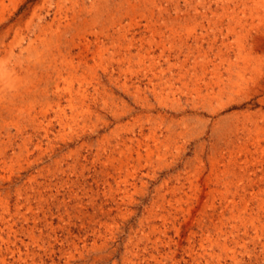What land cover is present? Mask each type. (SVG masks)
<instances>
[{"label":"rangeland","instance_id":"1","mask_svg":"<svg viewBox=\"0 0 264 264\" xmlns=\"http://www.w3.org/2000/svg\"><path fill=\"white\" fill-rule=\"evenodd\" d=\"M94 3L93 0H0V67L6 64L8 68L14 65L16 71H25L29 68L40 72L48 65L56 64L66 69L64 61L56 55L58 49L66 51L67 48H63L67 47L64 39L73 37L76 33L75 29L79 31L89 29L92 23L96 28H100L102 21L106 23L112 13L116 14L115 0H94ZM256 3L257 5L260 3L258 6L261 7L264 0L248 3L244 10L245 14H239L244 16L243 25L237 28L238 34L230 38L232 44L230 46L233 47L231 54L238 55V61L244 63L237 54L236 42L233 41H236L239 34L245 36L247 45L252 44L257 47L260 59L245 64L247 66L245 72L239 77L234 76L235 81L232 79L230 83L225 80L226 86L223 91L218 88L219 82L215 79L213 80L215 84L212 83L214 86L210 85L209 90L201 88V97L197 96L194 85L184 87L176 84L175 89L169 88L168 91L167 88L159 86L157 80L150 84L147 79L152 77L151 73L147 72L145 75V70H139L136 65L132 73L127 75L130 81L128 82L130 89L127 92L115 82V77L111 79L108 72L103 70L107 65L108 53H106L102 59L103 67L102 64L95 66L93 60L88 63L91 71H87L90 73L88 75L90 85L86 87L88 92L85 106L76 103L73 111L66 110L67 118L74 119L64 118L65 122H61L55 114L56 106L51 105L47 118H39V122L43 121L40 125L38 122L31 124L26 114L20 118H17L20 115L12 116L14 118L8 115L5 109L7 105L5 106L4 103L11 96L9 91L13 92L14 89L9 87V82L2 83L0 150L6 149L7 155L0 157V214L4 216H0V260L2 257L6 259L7 264H23L12 254L14 250L17 254H22V260L28 257L29 264H137L140 262L146 264L144 261L148 258V253L143 251L142 244L135 249V243L143 234L142 225L146 226V219L150 210L154 208L158 194L163 193L167 186L175 185L177 178L185 175L184 173L191 167H207L209 158L213 157L217 149L222 146L223 137L229 129L246 123L251 130L255 129V124L259 127L257 130H264V11L262 10L263 14L255 15ZM83 6L85 12L88 10L91 13L89 15L81 13L82 18L77 16L76 19V10L84 9ZM221 15L222 11L218 10L215 20L221 18ZM126 18L125 23H128L129 19ZM40 24L44 26L45 32L39 31ZM9 27L13 30L5 34ZM178 29V36L182 41L191 39L195 34L205 33L191 22L181 24ZM90 39L93 40V37ZM49 53L55 56V61ZM74 62L76 65L77 61ZM117 78L122 82L126 79L124 76ZM28 83L26 79L18 81L21 88L23 84L25 87ZM74 85L75 93L79 84L75 82ZM136 87H139V95L136 93ZM94 89L98 92L96 93ZM211 92L214 93L211 95L213 98H207ZM17 121L18 127L24 129V134L23 137L14 139L17 131L13 123ZM47 128L48 136L45 133ZM8 134H11L12 140L7 137ZM150 135L161 144L156 147L150 142L152 147L150 150L153 154L149 159L143 151L144 148L140 161H135L137 157L134 156V161L131 162V166L134 167L131 170L133 176L130 178L134 187L128 184L122 185L121 191L118 192L115 182L111 181L110 191L102 177H99L98 171H101L99 163L102 160H97V153L101 151L103 154L105 149L115 145L120 138L146 140ZM259 138L264 145L262 131L259 132ZM27 140L32 141L27 144L29 151H26L27 146L21 145ZM256 157L253 160L250 158L249 161H254ZM259 161H263L264 164V156L259 157ZM253 165H256L257 169L260 167L257 163ZM111 170L108 167L105 172L114 174ZM207 175L208 172L204 173V177ZM124 187H128V193L124 194ZM37 190L52 192L54 196L46 198L49 204L39 205L42 209H37L36 200L30 199L34 211L39 213L38 229L35 230L36 239L30 240L25 234L17 239L8 238L7 224L4 223L9 220L12 225L17 223L14 224L15 227L20 228L22 224L18 222L15 213L17 205L25 204L23 199L32 197ZM70 191L72 193L69 197ZM54 199L56 203L52 202ZM63 202L67 205L66 208ZM182 219L180 217V221ZM46 221L54 227V234L49 233L51 237L48 234ZM168 227L169 237L177 240L170 224ZM262 242L264 244V239ZM173 247L160 248L162 255L166 256L163 257L162 264H175V261L186 257L180 249ZM249 248H252L251 245ZM256 250L241 252L238 256V260L242 261L240 264H245L244 262L264 264V253H260L259 248ZM173 251H175V260L171 259L172 255L169 254ZM142 252L146 257H141ZM133 254L138 256L133 257ZM198 261L205 264L203 260L198 259ZM198 261H190L189 264ZM227 263L232 262L227 259Z\"/></svg>","mask_w":264,"mask_h":264},{"label":"bare ground","instance_id":"2","mask_svg":"<svg viewBox=\"0 0 264 264\" xmlns=\"http://www.w3.org/2000/svg\"><path fill=\"white\" fill-rule=\"evenodd\" d=\"M252 1L254 0H115L116 14L112 13L108 22L102 21L100 28H96L92 22H89L92 23V26L84 31L80 29L82 32L75 29L76 33L73 37L64 39L67 47L63 48H67L66 51L56 50V55L64 61L66 69H62L56 64L48 65L46 69L44 68L40 72L29 68L25 71H16L14 65L8 68L6 64L0 67V91L2 83L6 81L9 82V87L14 89L13 92L9 91L11 96L8 101L3 102L5 106L7 105L4 108L11 118L18 115L20 116L17 118H20L26 114V118H30L31 124L40 123L41 125L43 121L39 122V118H47L51 105L56 106L57 112L55 114L61 122H65L64 118L74 119L67 118L66 110L73 111L76 103L85 106L86 93L88 92L86 87L90 85L88 83L90 73L87 71H91V66L88 63L93 60L95 66L102 64L103 67L102 59L106 53H108L107 65L103 67V70L108 72L111 79L115 77V82L127 92L130 89L128 86L130 81H128L127 75L132 73V69L136 65L139 70H145V75L147 72L151 73L152 77L149 76L150 78L147 79L150 84L157 80L159 86H163L164 89L167 88L168 91H170L169 88H174L176 84L184 87L194 85L197 96H200L201 88H205L206 91L209 90L210 85L215 84L214 79L219 82L218 88L223 91L226 86L224 85L225 80L231 83L234 76L239 77L245 72L247 67L245 64L257 62L260 59L257 47L252 44L247 45L245 42L247 37L240 36V34L233 43L236 42L237 54L240 55L244 63L241 64L238 61V55L234 54L235 58H233L234 55L231 54L233 47L230 46V38L238 34L236 30L243 25L244 21V16L239 14H245V7ZM258 5L256 3L255 15L263 14L262 10L264 11V4L261 7ZM85 10V7L76 10L75 18L81 17V13L87 15L91 13L88 10L85 12ZM218 10L222 11V17L220 16L221 18L216 21ZM126 17L129 19L128 23H125ZM225 21L226 24H224ZM190 22L197 25L198 28L200 27L205 33L195 34L191 39L182 41L178 36V27L183 23ZM135 27L137 29H134ZM38 29L45 32V28L41 24ZM12 30V27L7 28L5 34ZM90 37H93V40ZM176 37H178L177 40ZM35 50L37 49L35 48ZM49 56L52 59L55 58L52 53H49ZM74 61H77L76 65ZM121 76L126 78L123 80L124 82L117 78H121ZM25 79L29 83L25 87L24 84L22 88L19 87L18 81ZM75 82H78L79 86L74 93ZM12 83L14 84L12 85ZM94 91L98 92L97 89ZM136 93L139 95V87H136ZM213 94L211 92L207 98H213L211 96ZM75 121H77L76 118ZM13 124L17 131L14 139L23 137L24 129L18 127V121ZM258 128L255 124V129L251 130L246 126V123H242V125L229 129L230 131L228 130V133L226 132L227 134L223 137L222 146L217 149L216 154L213 152L215 154H212L213 157L209 158L207 167H191L193 170L188 169L189 171L184 173L185 175L177 178L175 185L173 183V186H167L163 193L158 194L154 208L150 210L146 219V226L142 225L143 234H140L141 236L135 243V249L142 244L144 247L141 248L148 253V258L144 261L146 264H162V259L166 256L162 255L161 247L170 249L174 246L177 250L182 251L183 256L187 257L175 261V264H189L190 261L197 262L198 259L203 260L205 264H228L227 259L232 262L231 264H240L242 261L238 260V256L241 252H255L259 248L261 250L259 252L264 253L262 242L264 239V164L263 161H259V157L264 156V145L260 141L259 132L264 133V130L261 128V131L257 130ZM48 132L47 128L45 132L47 136ZM151 134L153 133L151 132ZM153 135L146 137V140H133L130 137L127 139L120 138L115 145L105 149L103 154L101 151L97 153V160H102L99 163L101 169L98 171L99 177H102L104 184L109 187L110 191L112 190L111 181L115 182L118 192L121 191L122 185L128 184V186L134 187V184L130 182V178L133 176L131 170L134 169L131 162L134 161V156L137 157L135 161L141 160L143 148L147 158H150L153 154L150 150L152 148L150 142H153L156 147L161 144ZM7 137L12 140L11 134H8ZM30 142L32 141L27 140L21 144L24 147L27 146L26 151H29ZM129 143H133L135 146ZM6 155V149L3 150L2 148L0 157H6ZM258 155L261 156L258 157ZM255 156L257 157L254 161H249L250 158L253 160ZM253 163H257L260 167L255 168L256 165ZM80 167L84 170L82 165ZM108 167L112 169L114 174L105 172ZM206 172L208 175L204 177ZM124 188V194L128 193V187ZM71 193V191L68 192L69 197ZM53 196L52 192L37 190L32 197L23 199L25 204L17 205L15 212L18 216H16L18 222L22 224L21 227H15L17 223L12 225L9 220L4 223L7 224L8 238L17 239L20 235L25 234L30 240L36 239L35 230L38 229L39 213L34 211L30 199L36 200L37 209H42L39 205L49 204L46 198H53ZM52 202L56 203L57 201L54 199ZM63 205L66 208L67 205L64 202ZM0 216L3 215L0 214ZM178 216L183 218L182 221ZM169 224L178 238L177 240L169 237ZM46 225L48 234L51 232L54 234L52 224L47 222ZM51 234H49L50 237ZM38 240L40 241V238ZM250 245L251 249L249 248ZM12 254L19 258L23 264H29L28 257L22 260V254H17L14 250ZM137 254H133V257L134 255L137 257ZM169 254L172 255L170 258L175 260V251ZM35 255L37 256L36 253ZM144 256L142 252L141 257ZM201 262L198 261L194 264H201ZM0 263L7 264L6 259L1 257ZM244 263L252 264V262Z\"/></svg>","mask_w":264,"mask_h":264}]
</instances>
